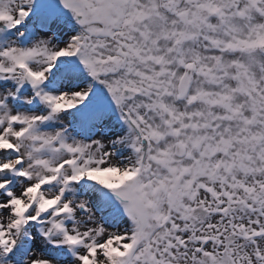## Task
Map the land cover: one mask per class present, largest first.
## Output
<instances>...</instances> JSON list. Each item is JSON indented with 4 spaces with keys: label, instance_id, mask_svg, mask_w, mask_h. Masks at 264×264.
Listing matches in <instances>:
<instances>
[{
    "label": "snow or ice",
    "instance_id": "snow-or-ice-1",
    "mask_svg": "<svg viewBox=\"0 0 264 264\" xmlns=\"http://www.w3.org/2000/svg\"><path fill=\"white\" fill-rule=\"evenodd\" d=\"M0 264H264V0H0Z\"/></svg>",
    "mask_w": 264,
    "mask_h": 264
}]
</instances>
